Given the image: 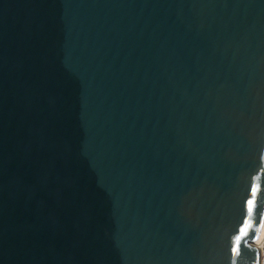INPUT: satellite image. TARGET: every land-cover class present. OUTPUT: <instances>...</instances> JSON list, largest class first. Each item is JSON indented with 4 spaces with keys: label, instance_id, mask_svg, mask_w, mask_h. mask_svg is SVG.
<instances>
[{
    "label": "water",
    "instance_id": "water-1",
    "mask_svg": "<svg viewBox=\"0 0 264 264\" xmlns=\"http://www.w3.org/2000/svg\"><path fill=\"white\" fill-rule=\"evenodd\" d=\"M264 0H0V264H258Z\"/></svg>",
    "mask_w": 264,
    "mask_h": 264
},
{
    "label": "built area",
    "instance_id": "built-area-1",
    "mask_svg": "<svg viewBox=\"0 0 264 264\" xmlns=\"http://www.w3.org/2000/svg\"><path fill=\"white\" fill-rule=\"evenodd\" d=\"M257 247L259 251L258 264H264V238L257 244Z\"/></svg>",
    "mask_w": 264,
    "mask_h": 264
},
{
    "label": "bare ground",
    "instance_id": "bare-ground-1",
    "mask_svg": "<svg viewBox=\"0 0 264 264\" xmlns=\"http://www.w3.org/2000/svg\"><path fill=\"white\" fill-rule=\"evenodd\" d=\"M264 238V227H262L260 234L258 235V238L255 242V245L257 246V244L261 241V239Z\"/></svg>",
    "mask_w": 264,
    "mask_h": 264
}]
</instances>
